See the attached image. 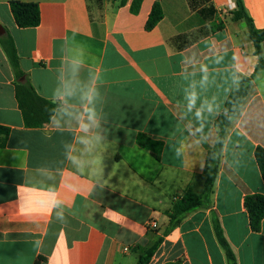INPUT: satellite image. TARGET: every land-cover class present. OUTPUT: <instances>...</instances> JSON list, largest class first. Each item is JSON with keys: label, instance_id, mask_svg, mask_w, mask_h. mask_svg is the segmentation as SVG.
I'll use <instances>...</instances> for the list:
<instances>
[{"label": "crops", "instance_id": "obj_1", "mask_svg": "<svg viewBox=\"0 0 264 264\" xmlns=\"http://www.w3.org/2000/svg\"><path fill=\"white\" fill-rule=\"evenodd\" d=\"M13 1L39 5L35 28L17 27ZM0 0V26L19 56L18 78L0 44V264H227L219 217L238 264H264V220L249 225L244 199L264 194L255 160L264 148V70L236 0ZM264 29V0H243ZM164 12L152 30L154 4ZM264 58V42L262 43ZM239 76L253 77L229 130L213 207L164 236L166 213L204 191L215 120ZM29 81L58 107L27 128L16 86ZM195 94V103L190 96ZM153 141L157 159L139 144ZM157 224L156 228L152 224Z\"/></svg>", "mask_w": 264, "mask_h": 264}, {"label": "trees", "instance_id": "obj_2", "mask_svg": "<svg viewBox=\"0 0 264 264\" xmlns=\"http://www.w3.org/2000/svg\"><path fill=\"white\" fill-rule=\"evenodd\" d=\"M125 1L123 0V3ZM142 0H134L131 10L137 13L140 9ZM237 9L233 12L235 21H244L249 28V36L255 46V54L259 57L257 70H264V58L262 52V43L264 42V29H257L253 20L249 16L243 0H236ZM11 12L17 27L21 29L35 28L41 22L39 5L36 3H24L13 1L10 4ZM164 18L162 6L159 3L154 4L146 23V29L152 30ZM0 44L18 78L24 74L19 68V56L13 39L9 35L0 36ZM253 83V77L239 76L234 89L229 94L222 112L215 120L217 128V138L214 145L208 150L205 168L202 174L204 179V191L202 194H196L191 188L179 200L174 201L172 208L166 213L168 225L164 231V236L179 226L186 217L199 209H211L213 207L212 195L214 187L221 168L223 151L229 130L232 126L239 104L247 96ZM16 99L22 112L24 124L27 128H41L48 124L58 105L41 98L29 81L21 82L16 86ZM9 129L0 126V148H4L7 143ZM139 144L144 148L151 150L157 159H160V150L153 148V141L145 135L139 136ZM255 160L264 182V148L257 147L255 150ZM244 207L248 213L249 225L253 232H260L264 220V194L247 195L244 199ZM212 223L215 236L219 245L225 253L227 264H238L236 255L228 242L219 217L216 213L212 214ZM163 242L160 237L156 242L146 249L140 256L137 264H149L151 258L158 251ZM40 260L36 262L39 264Z\"/></svg>", "mask_w": 264, "mask_h": 264}, {"label": "clouds", "instance_id": "obj_3", "mask_svg": "<svg viewBox=\"0 0 264 264\" xmlns=\"http://www.w3.org/2000/svg\"><path fill=\"white\" fill-rule=\"evenodd\" d=\"M189 99H190V104H194L195 103V94L193 93Z\"/></svg>", "mask_w": 264, "mask_h": 264}, {"label": "water", "instance_id": "obj_4", "mask_svg": "<svg viewBox=\"0 0 264 264\" xmlns=\"http://www.w3.org/2000/svg\"><path fill=\"white\" fill-rule=\"evenodd\" d=\"M4 34V29L0 26V36Z\"/></svg>", "mask_w": 264, "mask_h": 264}, {"label": "built area", "instance_id": "obj_5", "mask_svg": "<svg viewBox=\"0 0 264 264\" xmlns=\"http://www.w3.org/2000/svg\"><path fill=\"white\" fill-rule=\"evenodd\" d=\"M152 227H153V228H156V227H157V224H155V223L152 224Z\"/></svg>", "mask_w": 264, "mask_h": 264}]
</instances>
